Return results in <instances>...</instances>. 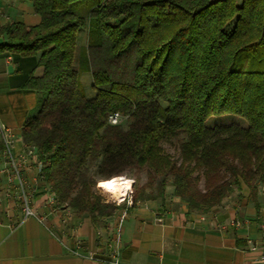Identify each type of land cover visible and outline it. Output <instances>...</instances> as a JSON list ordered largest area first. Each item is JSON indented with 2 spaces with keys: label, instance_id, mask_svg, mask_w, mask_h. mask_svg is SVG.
<instances>
[{
  "label": "trees",
  "instance_id": "16d2710c",
  "mask_svg": "<svg viewBox=\"0 0 264 264\" xmlns=\"http://www.w3.org/2000/svg\"><path fill=\"white\" fill-rule=\"evenodd\" d=\"M37 25L0 28V56L38 57L22 137L56 204L109 224L100 179L134 178V203L168 185L188 211L264 185V0H32ZM94 97L79 84L80 29ZM78 58V60H77ZM129 118L125 128L109 115ZM234 115L209 125L213 116ZM219 118V117H218ZM122 123V122H121ZM176 141L177 156L164 143ZM92 167H95L92 170ZM147 180L138 186L141 174ZM264 198V195H263Z\"/></svg>",
  "mask_w": 264,
  "mask_h": 264
},
{
  "label": "crops",
  "instance_id": "0c3cea01",
  "mask_svg": "<svg viewBox=\"0 0 264 264\" xmlns=\"http://www.w3.org/2000/svg\"><path fill=\"white\" fill-rule=\"evenodd\" d=\"M40 21L32 0H0V28L7 23L37 25ZM37 60L0 56V118L17 137V153L26 149L24 122L38 108L39 92L25 86L31 73L43 71ZM39 168L29 165L25 176L34 189L33 207L46 220L30 217L19 223L22 210L15 193H0V264H258L260 251L252 245L260 239L264 198L260 192L253 196L247 186L215 208L191 212L172 185L163 195L155 190V198L128 207L120 241L110 248L121 208L106 229L88 215L51 204L54 193L40 178ZM88 252H96L97 257L90 258Z\"/></svg>",
  "mask_w": 264,
  "mask_h": 264
},
{
  "label": "built area",
  "instance_id": "2783aa9c",
  "mask_svg": "<svg viewBox=\"0 0 264 264\" xmlns=\"http://www.w3.org/2000/svg\"><path fill=\"white\" fill-rule=\"evenodd\" d=\"M123 119L124 116L117 111L109 115L108 121L111 124H118ZM16 139L17 137L14 135L12 128L7 127L0 118V193L2 191L15 193L14 195H16L20 209L22 210V217L19 223L30 217H36L44 221L46 220V216L38 213L33 207L34 189L30 186L25 176V170L29 165L36 164L40 167L39 170H41L43 163L39 160L38 153L33 146L26 145V149L22 153H17L15 151ZM50 203L54 205L56 203L54 194L50 196ZM117 203L125 205L123 208L121 207L119 217L114 223L115 238L108 242L110 248L113 246L114 241L115 243L120 241L121 229L128 213V207L134 205L132 188L128 189L124 198ZM259 225L260 239L252 245V249L260 251L257 263L264 264V219ZM98 235H101V231H98ZM87 256L96 258L97 254L96 252H88Z\"/></svg>",
  "mask_w": 264,
  "mask_h": 264
},
{
  "label": "rangeland",
  "instance_id": "374dc122",
  "mask_svg": "<svg viewBox=\"0 0 264 264\" xmlns=\"http://www.w3.org/2000/svg\"><path fill=\"white\" fill-rule=\"evenodd\" d=\"M87 35H88L87 29L82 28L79 30L78 43L76 46H77V53L80 54V52H81V59H80V61H78L76 63V66L78 65L77 69L79 71V84H80L79 86L82 89V91L86 94V96L91 98V97L95 96L96 91L92 86V74L90 72V63H89L88 53H87V49H86V46H88L87 45ZM77 60H78V58H77ZM129 121H130L129 118L127 116H124V119H123L122 123H120V124H122V126L126 128L129 124ZM231 121L240 122L241 124L246 125L245 120H243L239 117H235L234 115L233 116L232 115H224L221 117L220 116H213L208 121V124L213 125L216 123H224V122H231ZM176 144H177L176 141H166L164 143V147H165L166 151H168L170 154L177 156L178 151L176 149ZM94 168L95 167H92V170ZM123 177L131 179V181H132L131 188L133 190V195H134V192H135V190H134L135 189L134 178L127 177L126 175H123ZM99 180H100V178H99ZM146 180H147V176H146V172L144 171L141 174V179L139 181L138 186L141 185L142 183H144ZM96 189H97L98 193H100L104 197V200L107 203L118 204L117 202L121 201V200H114L113 198H111L108 195V193L106 194L102 189H100L98 187V183L96 185ZM260 193L262 195H264V185L260 186ZM122 204H123V202H122ZM107 227L110 228L111 226L108 225ZM107 227H105V228L108 229Z\"/></svg>",
  "mask_w": 264,
  "mask_h": 264
},
{
  "label": "bare ground",
  "instance_id": "6f19581e",
  "mask_svg": "<svg viewBox=\"0 0 264 264\" xmlns=\"http://www.w3.org/2000/svg\"><path fill=\"white\" fill-rule=\"evenodd\" d=\"M112 183L113 187L108 188L105 185ZM132 186L131 179L123 176H117L110 179H100L98 181V187L102 189L106 194L114 200H122L126 195L128 189Z\"/></svg>",
  "mask_w": 264,
  "mask_h": 264
},
{
  "label": "snow or ice",
  "instance_id": "6c2138e0",
  "mask_svg": "<svg viewBox=\"0 0 264 264\" xmlns=\"http://www.w3.org/2000/svg\"><path fill=\"white\" fill-rule=\"evenodd\" d=\"M105 187L111 188V187H113V184L109 183V184L105 185Z\"/></svg>",
  "mask_w": 264,
  "mask_h": 264
},
{
  "label": "water",
  "instance_id": "95a60500",
  "mask_svg": "<svg viewBox=\"0 0 264 264\" xmlns=\"http://www.w3.org/2000/svg\"><path fill=\"white\" fill-rule=\"evenodd\" d=\"M9 69L12 70V66H10Z\"/></svg>",
  "mask_w": 264,
  "mask_h": 264
}]
</instances>
